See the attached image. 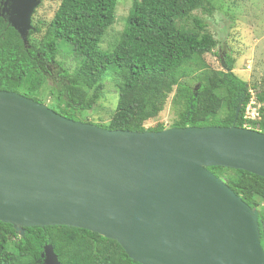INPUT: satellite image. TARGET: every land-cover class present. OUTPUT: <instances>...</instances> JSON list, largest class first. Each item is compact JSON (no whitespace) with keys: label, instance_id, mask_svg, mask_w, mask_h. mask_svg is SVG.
Masks as SVG:
<instances>
[{"label":"water","instance_id":"95a60500","mask_svg":"<svg viewBox=\"0 0 264 264\" xmlns=\"http://www.w3.org/2000/svg\"><path fill=\"white\" fill-rule=\"evenodd\" d=\"M41 2L1 3L26 46ZM210 167L264 178V133L113 131L0 91V222L21 236L67 226L117 241L140 264H264L259 210ZM42 258L62 264L52 245Z\"/></svg>","mask_w":264,"mask_h":264},{"label":"trees","instance_id":"16d2710c","mask_svg":"<svg viewBox=\"0 0 264 264\" xmlns=\"http://www.w3.org/2000/svg\"><path fill=\"white\" fill-rule=\"evenodd\" d=\"M2 1L0 91L19 93L76 120L79 112L94 110L103 95V81L112 70L119 94L117 109L108 124L94 125L113 131H163V124L146 128V123L160 116L174 94L173 102L182 113L171 128L231 127L236 123L264 133V92L256 94L262 105L260 120L246 121L251 93L248 84L235 74L234 61L217 71L204 59L217 41L204 33L205 25L194 13L212 14L216 0H132L125 28L110 50H104L102 43L115 23L120 0H62L46 26L33 24L32 18L27 46L2 15ZM192 21L194 24L188 25ZM64 52L75 59L74 68L58 61ZM53 65L61 76L57 93L49 84ZM46 87L51 90L50 104L42 98ZM208 169L259 210L264 249V178L244 170ZM1 227L14 233L10 224L0 222ZM6 245L1 239L0 251L12 250L15 258L1 257L0 264H44L42 254L47 245L55 248L62 264H140L129 258L117 241L67 226L26 228L15 248Z\"/></svg>","mask_w":264,"mask_h":264},{"label":"rangeland","instance_id":"374dc122","mask_svg":"<svg viewBox=\"0 0 264 264\" xmlns=\"http://www.w3.org/2000/svg\"><path fill=\"white\" fill-rule=\"evenodd\" d=\"M61 2L62 0H42L33 15V24L40 22L42 23L40 27L46 26L54 18ZM132 5V0L119 1L115 23L102 43L104 50H110L120 38ZM215 6L216 9L212 14L201 10L194 13V16L204 23V33L211 35L217 41V46L204 59L217 71L224 70L226 64L233 60L235 74L248 84L251 100L257 102L256 94L264 92V0H216ZM193 24L194 21L188 23L190 26ZM32 40L38 42V37L33 36ZM58 61L70 68L77 65L68 52L62 53ZM50 72L49 84L57 93L61 84L59 68L53 65ZM113 75L112 70L107 73L103 81L105 85L102 98L94 110L79 112L76 121L92 124L110 122L117 109L119 98ZM50 93L51 90L47 87L42 92V98L48 104L53 102ZM173 98L174 94L170 96L160 116L147 122L146 128L163 124L166 129H170L179 120L181 107L173 102ZM261 106L260 103H256V108Z\"/></svg>","mask_w":264,"mask_h":264},{"label":"flooded vegetation","instance_id":"af4514ba","mask_svg":"<svg viewBox=\"0 0 264 264\" xmlns=\"http://www.w3.org/2000/svg\"><path fill=\"white\" fill-rule=\"evenodd\" d=\"M13 229H14V233H12L9 228H2V227L0 228V248H1V239H4V241L7 243L6 246L11 249L15 248L16 244L20 242V238H22L24 235L22 236L19 235L14 227ZM1 257H3L4 259L6 258L14 261L15 258L14 251L12 250H8L6 252L0 251V260L2 259Z\"/></svg>","mask_w":264,"mask_h":264},{"label":"built area","instance_id":"2783aa9c","mask_svg":"<svg viewBox=\"0 0 264 264\" xmlns=\"http://www.w3.org/2000/svg\"><path fill=\"white\" fill-rule=\"evenodd\" d=\"M255 100V98H254ZM256 102V101H255ZM254 101L251 100V102H249L247 108H246V114H245V120L246 121H259L260 120V108H256V103ZM246 129H251L247 124L244 127Z\"/></svg>","mask_w":264,"mask_h":264},{"label":"clouds","instance_id":"9594fccd","mask_svg":"<svg viewBox=\"0 0 264 264\" xmlns=\"http://www.w3.org/2000/svg\"><path fill=\"white\" fill-rule=\"evenodd\" d=\"M244 129H246V128H244ZM249 130H252V129H249Z\"/></svg>","mask_w":264,"mask_h":264}]
</instances>
